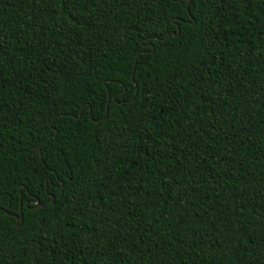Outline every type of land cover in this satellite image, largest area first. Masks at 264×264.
Masks as SVG:
<instances>
[{
  "label": "trees",
  "instance_id": "obj_1",
  "mask_svg": "<svg viewBox=\"0 0 264 264\" xmlns=\"http://www.w3.org/2000/svg\"><path fill=\"white\" fill-rule=\"evenodd\" d=\"M0 264H264V0H0Z\"/></svg>",
  "mask_w": 264,
  "mask_h": 264
},
{
  "label": "water",
  "instance_id": "obj_2",
  "mask_svg": "<svg viewBox=\"0 0 264 264\" xmlns=\"http://www.w3.org/2000/svg\"><path fill=\"white\" fill-rule=\"evenodd\" d=\"M189 3H190V0H188V5H189ZM195 23H196V21L194 20V21L192 22V24H195ZM177 27H178V32H177V33H173L174 36H179V34H180L179 26L177 25ZM168 36H169V35H168ZM152 48H153V46H152ZM109 100H110V94H109ZM77 119H79V117H78ZM56 133H57V131H56ZM39 153H40V155H41V150H40V149H39ZM53 200H54V197L51 196V202H52V203H53ZM22 221H23V213H22V211H21V212H20V216L16 218L15 226H16V227H20L19 222H22Z\"/></svg>",
  "mask_w": 264,
  "mask_h": 264
}]
</instances>
